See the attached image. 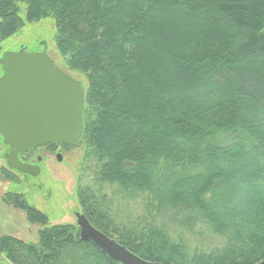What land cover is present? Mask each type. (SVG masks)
Instances as JSON below:
<instances>
[{"label": "trees", "instance_id": "trees-1", "mask_svg": "<svg viewBox=\"0 0 264 264\" xmlns=\"http://www.w3.org/2000/svg\"><path fill=\"white\" fill-rule=\"evenodd\" d=\"M45 19L68 70L86 80L77 145L99 188L79 193L89 222L151 262L262 261L264 0H0V43ZM106 186L147 195L144 212L115 223L101 209ZM4 201L43 226L36 243L0 239L10 263L117 264L23 194ZM179 223L211 244L174 237Z\"/></svg>", "mask_w": 264, "mask_h": 264}, {"label": "water", "instance_id": "water-1", "mask_svg": "<svg viewBox=\"0 0 264 264\" xmlns=\"http://www.w3.org/2000/svg\"><path fill=\"white\" fill-rule=\"evenodd\" d=\"M25 47L5 52L0 58V137L8 148V168L37 177L39 165L23 163L20 156L48 145L74 146L81 142L85 89L81 81L62 70L48 54ZM58 162L62 155L57 154ZM41 160V159H40ZM84 241L95 243L117 264H162L147 261L97 230L84 214L77 213ZM256 264H264V259Z\"/></svg>", "mask_w": 264, "mask_h": 264}, {"label": "rangeland", "instance_id": "rangeland-1", "mask_svg": "<svg viewBox=\"0 0 264 264\" xmlns=\"http://www.w3.org/2000/svg\"><path fill=\"white\" fill-rule=\"evenodd\" d=\"M21 16L22 18L26 16L25 7H22ZM160 27L166 33L167 30L170 32L165 24H161ZM44 42L47 44L48 54L55 63L67 74L81 81L85 88L84 76L69 71L57 50L56 27L53 19L27 24L19 34L0 43V58L5 52L18 51L22 47L30 52H36L42 49ZM1 74L0 66V76ZM7 153L8 148L0 137V239L9 236L24 242L36 243L39 239V231L43 229L39 224L30 223L23 211L13 208L4 201V195L8 192L23 194L30 206L48 217L50 225L71 224L77 227L76 214H83L79 193L86 189L92 192L99 189L94 186L91 176L94 163L90 159L89 149L84 144L37 149L31 156L35 161L37 157H41L42 162L39 164L41 173L35 178L24 177L10 170L4 160ZM56 154L62 155V162H58ZM5 173H9L13 179H9ZM117 190L115 186L103 187V197H107L108 201L101 207L112 216L115 223L122 219H133L144 212L145 207L142 202L148 199L147 195L128 198ZM199 229L201 231V228ZM198 231L188 232V225L179 223L174 237L181 236L183 240L189 241L191 248L193 245L211 244L212 240L207 236L208 234L203 232L202 236H199ZM0 264L12 263L5 256H0Z\"/></svg>", "mask_w": 264, "mask_h": 264}, {"label": "flooded vegetation", "instance_id": "flooded-vegetation-1", "mask_svg": "<svg viewBox=\"0 0 264 264\" xmlns=\"http://www.w3.org/2000/svg\"><path fill=\"white\" fill-rule=\"evenodd\" d=\"M42 50H43V47H42V49H40V50H38V51L40 52V51H42ZM58 147H59V146H58ZM43 148H47V147H43ZM39 149H42V148H39ZM36 150H37V149H36ZM36 150H34V151H36ZM34 151H31V152L26 153V154H22V155L20 156L21 161H22L23 163L30 164V165H39V164L42 162V158H41V157H37V160H36V161L33 160L31 154H32ZM56 155H57V154H56ZM40 159H41V160H40ZM22 176L31 178V176H28V175H22Z\"/></svg>", "mask_w": 264, "mask_h": 264}]
</instances>
